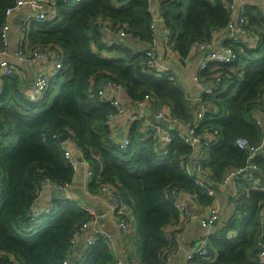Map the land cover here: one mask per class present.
<instances>
[{
    "label": "trees",
    "instance_id": "1",
    "mask_svg": "<svg viewBox=\"0 0 264 264\" xmlns=\"http://www.w3.org/2000/svg\"><path fill=\"white\" fill-rule=\"evenodd\" d=\"M12 3L0 0V47L4 11ZM159 4L171 45L182 60L192 43L210 42L215 31H224L232 15L222 0H162ZM150 5L149 0H80L60 5L57 19L29 26L31 46L56 45L65 59L62 70L37 101L24 94L18 77L2 78L0 264H63L76 224L90 220L84 208L67 199L54 202L51 212L37 220L30 217L36 185L42 177L57 183L75 180L59 139L69 130L93 165L91 192H98L101 184L114 183L131 205L142 264H165L166 251H174V239L166 233V226L178 223L179 217L171 189L195 195L202 205L213 202L214 196L207 195L189 171L193 149L178 129L170 130V142L159 147L157 138L141 140L142 121L136 120L129 134L130 146L123 152L110 140L109 115L115 107L101 102L97 91L95 96L90 93L92 79L106 77L121 85L132 102L149 95L155 108L167 104L173 118L193 121L185 90L167 75L159 77L145 66V49L131 46L129 38L111 45L103 39L105 30L98 21H108L113 29L123 28L148 48L154 33ZM244 16L248 31L258 34L256 47L227 40L225 44L237 51V60L202 73L207 79L222 76L218 91L202 95L203 102L216 109L210 107L198 126L199 132L216 134V140L205 146L204 162L215 186L228 168L248 164L247 153L235 145L236 138L246 137L255 145L263 138L264 119L255 114L264 115V10L247 4ZM93 43L98 45L97 51ZM104 50L112 56H104ZM93 149L100 152L102 163ZM257 161L259 175L264 174V157ZM239 188L243 195L236 213L210 235L209 254L195 257L192 264H258L264 189H253L246 181ZM233 232L236 236L230 237ZM78 264H116V258L100 237Z\"/></svg>",
    "mask_w": 264,
    "mask_h": 264
},
{
    "label": "built area",
    "instance_id": "2",
    "mask_svg": "<svg viewBox=\"0 0 264 264\" xmlns=\"http://www.w3.org/2000/svg\"><path fill=\"white\" fill-rule=\"evenodd\" d=\"M80 0H13V3L8 6L4 11V23L1 28V47H0V82L2 78L7 77H17L19 75V69L10 62L8 50H9V34L12 28L14 18L18 12H22L27 9L26 14L20 15L21 28H22V38L20 39L17 49L14 53V57L19 62H28L30 64L36 63L38 60H48V66H39L36 69L34 80L31 85L24 89V94L32 101H37L41 99L47 92L49 85L54 81L56 76L60 73L63 68V62L65 59L64 52L58 48L55 49L56 45L42 46H31L28 36V30L31 23H42L50 22L58 17V8L60 5L75 3ZM151 1V0H149ZM159 2L162 0H158ZM229 11L231 12V20L226 26L224 34L226 37L223 41L217 42L216 40H211L210 42H194L189 48V53L186 59L197 52H201L202 60L199 63L198 71L193 75L194 80L199 84L201 90L205 94H211L216 90H219L222 84V76L217 74L212 76L211 79H207L202 76V73L206 70H213L220 66L226 64L234 63L238 54L232 46L226 45V41H233L240 43L242 45H249V37L257 35L252 34L246 28L247 19L244 16V8L248 0H223ZM257 3H261L264 0H255ZM160 18L155 16V7L150 5V11L153 16V42L146 49L147 62L145 66L147 68L153 69L156 75L161 77L164 75L168 76L171 81H176L177 77L172 73L168 67L160 68L158 65V54H157V44L155 38L156 23L158 21L163 22L162 11L160 4L158 6ZM100 28L105 31H110L114 35L119 37H127L128 34L125 33L123 28L113 29L108 21H98ZM218 31H215V33ZM167 37L165 38V46L171 50L177 52L171 45V35L168 31ZM218 46V47H216ZM178 53V52H177ZM188 61V60H186ZM108 85L112 88L118 90H125L121 85H115L108 81ZM100 100L105 103H110L115 107V112L109 115V121L111 119L127 115L128 119L132 122L138 120L142 121L141 131L145 135L141 140L148 138H157L158 144L164 146L165 143L170 142L171 135L169 132H165L161 127L153 122L145 123V119L142 115L135 113H128L125 106L117 99H110L107 97L105 89L100 88L98 90ZM202 97H200L201 99ZM151 101V96L147 95L145 98L137 103L139 107H146ZM199 120L202 117V113L198 114ZM157 118L164 119L169 123L179 126V121L175 118H171L168 115L160 112L157 114ZM199 120L195 122L194 125L188 126L186 130L178 129L179 134L183 141L194 148L193 166L190 168V173L196 175V183L204 186L206 188V194L209 196H215L217 193V188L215 182L210 179L209 173L204 165L207 159V153L205 146L216 140V134L210 131L199 132ZM111 137L114 135L110 132ZM130 137H124L121 140L115 142L117 147L126 152L130 146ZM235 145L244 150L248 155V164L240 167L228 168L224 178L219 183V188L228 187V185L235 183L241 184L243 181L246 182H259L260 180V168L258 164V159L264 157V128H263V138L258 144H252L250 140L246 137H238L235 140ZM64 148V155L67 159L69 165L74 171H77L80 165L79 159L73 154L71 150L67 147ZM79 157L82 159L83 163L87 168V175L89 180L94 177L93 165L86 158L85 151L78 146ZM74 182V181H73ZM73 182L57 183L49 177H42L36 185V196L34 204L30 210V217L32 220H37L44 214H48L52 210L50 204H42V201L46 194L54 189L58 188L63 191L65 199L72 200L70 195V189L73 186ZM99 192L104 195V211L102 215H99L96 211L90 210L79 204L84 208L91 216L90 220L79 222L76 224L72 236L68 244L67 257L63 260V264H78L87 253L89 247L94 244L97 238H104L106 242L114 250L117 241L122 239L125 234L132 231L136 226V220L133 214V210L129 202L125 199L118 186L114 183H104L101 184ZM175 207L178 210V224L184 226L185 222L191 218V211L187 204L183 202L181 195L190 194L185 190L171 189L169 192ZM193 197L195 195L190 194ZM243 191L236 187L234 194L232 195V208L234 213H236L238 205L241 203ZM203 210V209H202ZM264 214V212H263ZM101 217L111 218L115 221L117 227L118 235H113L109 230L100 226ZM221 222V211L217 205H209V207L202 212L200 217V226L206 231L200 239L193 242L191 247L186 252V257L184 264H192L195 257H204L209 254V248L211 245L210 235L215 233L217 225ZM169 234V233H168ZM170 238L174 239L175 246L172 250L180 248V231L176 230L169 234ZM83 247L84 256H81L78 248ZM258 253L256 256V261L258 264H264V222L262 223L259 241H258ZM173 251V252H174ZM173 252L166 251L167 260L165 264H171L173 258ZM129 259H126V258ZM116 264H139V262L131 257H121L116 259Z\"/></svg>",
    "mask_w": 264,
    "mask_h": 264
},
{
    "label": "crops",
    "instance_id": "3",
    "mask_svg": "<svg viewBox=\"0 0 264 264\" xmlns=\"http://www.w3.org/2000/svg\"><path fill=\"white\" fill-rule=\"evenodd\" d=\"M150 3L152 4L153 7H155V11H154L155 16L160 18L161 15L158 10L159 1L151 0ZM247 4L252 5V6L260 5V8L264 10V1L261 3H257L255 0H248L246 2V5ZM27 12H28L27 9H24L22 12H18L16 14V18H14L12 28L9 34V50H8L10 62L13 63L19 69V75L17 77L21 81L23 91L27 86L32 84L35 73H36V69H38L39 66L49 65L48 60H38L36 63L30 64L28 62H19L14 57V53L17 49L18 43L20 39L23 37L21 22H19L21 20L19 17L21 14H26ZM259 30L261 31L262 29L257 28V31ZM168 31L169 29L166 27L164 20L163 22L158 21L156 23L155 38H156V44H157L158 65L160 68L168 67L172 71V73L177 77V80L175 82L179 83L182 86V88L185 90L188 96L189 103H190L191 113L193 115V118H192L193 121H191V123H186V121L182 120V121H179V124H178L179 126H177L176 128L169 127V129H166V127L157 124L165 132H169V134L171 135L170 130L172 129L186 130L188 126H190V124H195V122L199 120V117H198L199 113H202V117L199 120L200 122L203 116L210 111V107L212 108H215V107L211 105L210 103L203 102L202 98L200 99V97H202L204 93L202 92L199 84L193 78V75L197 73L198 71L199 63L202 60L203 54L201 52H197V54L191 55L189 59L185 58L182 60V58L177 52L165 46V38L168 35L167 34ZM103 33H104L103 39L108 45L109 44L111 45L117 42L119 39L123 40V37L117 38L116 35H114L110 31H104ZM225 37L226 35L224 34V32L223 33L214 32L213 40H216L217 42H219V41H223ZM124 38H129L127 40L128 43L134 48H137L139 50H143V49L146 50L148 46L147 43H143V42L133 39V37L129 34L127 37H124ZM257 39H258V34H257V37L255 36L249 37L248 47L250 48L256 47ZM92 47L95 51L98 50V45L96 43H93ZM54 48L58 49L59 47L54 46ZM102 54L104 56H110V57L112 56L106 50L102 51ZM97 78L98 76L92 79V83L90 87V93L92 96H95L97 94L96 93L94 95V91L98 92L100 88L105 89L107 97H109L110 99L119 100L125 106L127 114L135 113L138 115H142L145 119V123L147 122L155 123L154 119L157 118V114L160 112L164 113L165 115H168L169 117L173 119L172 110L169 105L164 104V105H161L160 107L155 108V106L152 104L153 98L151 97V101L148 103L146 107L144 108L139 107L130 100L125 90L121 91V90L110 87L108 85V81H109L108 78L102 77L100 80H98ZM105 79L107 80V82L106 83L104 82L101 85L102 80H105ZM2 84H3V80L0 82V91L2 90ZM100 101L105 103L103 100H100ZM145 109L148 110L147 113L145 112L146 111ZM149 115H153L154 118H150ZM255 117L260 118L262 121L264 119V115L260 113L255 114ZM133 124L134 122L129 120L127 115L118 116V117L111 119V121H109V128H110V132H112L114 135L112 137L110 135V138H111L110 140L115 144V142L121 140L124 137L129 136L130 131L133 127ZM170 124L174 125L173 123H170ZM141 133H142V138H143L145 135L143 134L142 131ZM63 134L68 135V138L64 142L61 141V136ZM59 139L62 144V147H67L69 150H71L73 154L79 159V162H80L78 170L75 171V177H74L75 180L73 182V186L69 191L72 197V200L70 199L68 200L75 202L77 204H81L85 208L94 210L99 215H102L104 208H105L104 207V195L101 194L99 191L96 193L91 192L90 190L91 180H89V177L87 175V168L85 164L83 163L82 159L79 157V153H80L79 152L80 150L78 149L79 145L75 143L74 139L72 138V131L69 130L68 132L62 133L59 136ZM192 149H193V155H194V148L192 147ZM207 151L208 150L206 149V153ZM93 155L97 159H100V162L102 163V159H101L102 157H101L100 152H98V150H94ZM193 155L191 159L194 157ZM192 166L193 165H191V163L189 162V165H188L189 171ZM259 176L260 177L262 176L261 180L259 179L260 180L259 182L262 184L260 185V183L258 184V182H250L251 188L264 189V174L262 173ZM238 186L239 184H235V183L228 185V187H221V189L219 188V184L216 186L217 193L214 196L213 202L210 205H217L220 208V211H221L220 225H222V222L224 223L225 220L227 221L230 217H232L235 214L232 208V195L234 194L235 189ZM50 191L44 197L42 204H50L52 206L53 203L57 201L52 198ZM180 197L183 199V202H185L187 206L189 207L192 216L190 219H188L185 222L184 226H180V224L176 222L169 223L166 226V233L170 234L171 232H174L176 230L180 231V240L178 241L181 246L179 249H176L173 252V258H172L171 264H184L187 250L191 247L193 242L200 239L203 235H205V232H206L200 226V217L202 215V212H204V210H206L209 207V205H202L201 203L198 202V200L195 197H193L190 194L181 195ZM263 222H264V214H263ZM100 226L109 230L113 235L115 236L118 235L116 231L117 230L116 223L111 218L101 217ZM235 236L236 235H234V232L231 233L230 235V237H235ZM78 250L81 253V256H84L83 247L80 246ZM113 253L116 259L121 258V257L131 256L135 258L139 262V264L143 263L138 247L136 245V226L132 231H129V233L125 234L122 239H119L117 241V244L113 250ZM0 254L2 253L0 252ZM126 259H129V258L127 257Z\"/></svg>",
    "mask_w": 264,
    "mask_h": 264
},
{
    "label": "water",
    "instance_id": "4",
    "mask_svg": "<svg viewBox=\"0 0 264 264\" xmlns=\"http://www.w3.org/2000/svg\"><path fill=\"white\" fill-rule=\"evenodd\" d=\"M19 22H21V21H19ZM104 82L106 83L107 80H106V79H105V80H102L101 85H102ZM101 85H100V86H101ZM145 110H146V109H145ZM147 111H148V110H146L145 112L147 113ZM149 116H150V118H154L153 115H149ZM154 120H155L154 122H155L156 124H158V125H162V126L166 127V129H169V127L176 128V125H171L169 122H167V121L164 120V119L155 118ZM67 138H68V135H67V134H63V135L61 136V141L64 142ZM194 160H195V158H192V159L190 160L191 165H193ZM50 194H51V196H52L53 199H55V200H57V201H59V202L65 201L64 194H63V191H62L61 189L54 188V189H52V190L50 191Z\"/></svg>",
    "mask_w": 264,
    "mask_h": 264
},
{
    "label": "rangeland",
    "instance_id": "5",
    "mask_svg": "<svg viewBox=\"0 0 264 264\" xmlns=\"http://www.w3.org/2000/svg\"><path fill=\"white\" fill-rule=\"evenodd\" d=\"M220 189H221V188H220ZM225 222H226V220H225ZM225 222H224V223H225ZM224 223L222 222V225H223ZM219 226H221L220 223H219V225H217V227H219Z\"/></svg>",
    "mask_w": 264,
    "mask_h": 264
}]
</instances>
